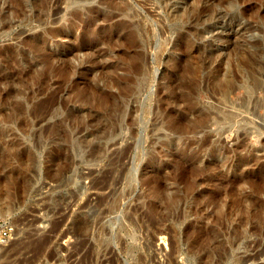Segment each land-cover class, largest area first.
<instances>
[{"label": "rangeland", "instance_id": "374dc122", "mask_svg": "<svg viewBox=\"0 0 264 264\" xmlns=\"http://www.w3.org/2000/svg\"><path fill=\"white\" fill-rule=\"evenodd\" d=\"M101 1L0 0V216L17 231L0 264H264V0H122L131 33L72 24ZM131 87L134 133L104 149L130 146L128 194L95 223L108 156L68 140L102 122L99 94Z\"/></svg>", "mask_w": 264, "mask_h": 264}, {"label": "bare ground", "instance_id": "6f19581e", "mask_svg": "<svg viewBox=\"0 0 264 264\" xmlns=\"http://www.w3.org/2000/svg\"><path fill=\"white\" fill-rule=\"evenodd\" d=\"M107 1L108 0L106 1L102 0L101 3L102 4H104L105 2L107 3ZM110 1L111 3H107L110 6H107L106 8H109L111 10L103 14H101V11L97 7H91L90 9H86L85 12L83 13L75 12L74 14H72V19H71L72 24H74V26H77V27L80 26L79 22H85L89 25H92L94 29L91 31L93 32L91 34L95 35L97 30L99 29L98 23L101 26H104L106 23L116 19L115 23L110 27V30L119 31V30H113V29L123 28L126 30V34L131 33L133 30H136L137 28L136 26L130 27L128 24H124V23H128L125 20H123V17L127 16V14H125L127 3L122 0H119V1L110 0ZM162 3L164 5V9H167L168 8L167 2L163 0ZM86 35L87 33L85 29L82 31L80 38H83ZM42 43H46L45 38H39L35 42V44H42ZM78 49H80V46L78 47ZM70 52L71 50L68 53ZM140 69H141V66L140 65L137 66L136 70H140ZM110 85H113V84H110ZM136 91L138 90L135 87L133 88L131 87V88L121 89L119 90L118 94H114V95H109L108 93L99 94L100 95V105H105L106 110L104 111V114L102 115L96 114L95 119L102 117L103 118L102 122L99 121L96 124V127L91 128L88 131L87 137L84 140L74 141L71 138L70 140H68V143L71 146L76 147L78 150L83 148L84 145H89V150L82 153V157L88 162L96 163V162H99L103 157L106 158V156H108L107 158L108 163L106 167L104 169L99 170L100 176L96 178L93 177L92 179H90L91 181L89 184V189H92L96 192H100V194H102L96 199V208L98 212L96 211L95 212L96 214L94 213L96 217L95 223H97L100 216L103 217L105 214L118 215L120 213L118 203L121 199L125 198L126 195L128 194L127 192L121 191L120 186L122 185V180H123L122 177L124 178V175L127 172L126 170H129L126 167V161H127L126 159L128 158L127 153H128L130 146H126L124 149L118 152H115L112 155H105L104 149H105L106 144L109 142V139L111 138V136L114 135L117 129L128 127L129 129H131V132L134 133L133 126L136 122V119L134 117L135 109L134 107L128 105L126 100H127V96H132L133 94H136ZM47 102L49 101L48 100L38 101L37 103L33 105V108H32L33 111L35 112L39 111V109H41L45 103L47 104ZM36 120H37L36 123H39V122L48 121V118H46L45 116H40V117H37ZM199 123L203 124V121ZM198 127H203V125H199ZM167 129L172 131L170 126H168ZM88 137L92 138L91 142L86 140ZM208 140L209 138H207V140L203 143V145L207 143ZM245 145L246 144L243 141L239 146H245ZM204 150L205 152L214 153V152H218V147H212L210 148L209 151L207 148H205ZM135 164L136 165H132L134 166L133 169H136L135 167H137L138 165V163H135ZM130 173L131 172H129V174ZM93 174H94V171L89 170L88 176L91 177L93 176ZM113 174H115V176H113ZM154 207L155 205L151 203L150 208L153 209ZM137 210L138 208L134 207L131 210V213L129 216H127V214H123L124 219L125 220L130 219V217ZM117 212L119 213L117 214ZM197 218H202L201 214H198ZM76 224H77L76 226L77 235H80V236H82L81 234L88 233L89 227L91 226V222L87 221V219H84V218L80 219L78 223L76 222ZM120 225L121 223L119 224V226ZM99 232L102 234L103 230ZM15 235H17V231L15 232ZM15 237L12 241H10L6 245L8 246L9 244L13 243L16 240ZM85 244H86V240L80 239L79 237V242L76 243L75 248L79 250ZM4 247L5 245L0 246V249H3ZM37 248H40V246H37ZM254 259H255L254 257H249L247 258V260H243V261L240 260V262L243 263V262H247L248 260H254Z\"/></svg>", "mask_w": 264, "mask_h": 264}, {"label": "built area", "instance_id": "2783aa9c", "mask_svg": "<svg viewBox=\"0 0 264 264\" xmlns=\"http://www.w3.org/2000/svg\"><path fill=\"white\" fill-rule=\"evenodd\" d=\"M15 233V228L10 221L0 216V246L8 244Z\"/></svg>", "mask_w": 264, "mask_h": 264}]
</instances>
